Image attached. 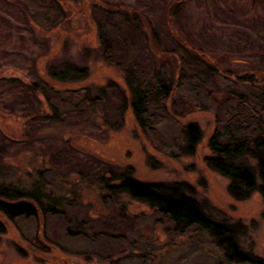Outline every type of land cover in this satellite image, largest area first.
<instances>
[{
  "label": "rangeland",
  "instance_id": "374dc122",
  "mask_svg": "<svg viewBox=\"0 0 264 264\" xmlns=\"http://www.w3.org/2000/svg\"><path fill=\"white\" fill-rule=\"evenodd\" d=\"M32 1L0 0V185L29 192L39 183L41 195L50 198L44 202H55L59 213L14 222L0 217L6 226L0 236V264H232L205 233L196 228L177 233L155 210L127 195H112L106 185H117L124 174L142 184L182 186L208 218L239 227L237 245L243 254L264 260L262 198L253 193L234 200L228 180L205 163L208 140L227 115L212 94L234 86L235 75L264 83V64L259 63L264 62L259 58L264 27L256 26L264 20V0H254L255 5L252 0H229L246 8L237 20L253 22L227 29L213 42L201 37L203 8L192 3L181 10L190 17L199 46L217 42L223 51L211 54L209 62L221 72L205 87L182 77L172 47L165 45L160 52L153 47L154 25L134 10L136 0H108L120 2L119 9L129 17L140 14L151 53L172 68V93L163 106L150 107L142 127L128 106L122 72L103 61L97 46L91 7L106 6L107 0H53L65 15L54 28V16L48 14L54 10L51 0ZM34 4L41 8L38 12ZM213 21L217 31L220 23L228 26L221 19ZM170 30L177 36L175 26ZM236 43L240 51L231 55ZM227 51L229 55L223 54ZM217 56L226 60L215 61ZM64 63L85 68L88 76L72 83L52 79L50 69ZM227 69L228 74L223 72ZM40 82L46 88L36 86ZM85 88L107 89L106 97L90 104L69 94ZM117 90L125 106L115 97ZM188 125L201 133L192 155L184 152Z\"/></svg>",
  "mask_w": 264,
  "mask_h": 264
},
{
  "label": "trees",
  "instance_id": "16d2710c",
  "mask_svg": "<svg viewBox=\"0 0 264 264\" xmlns=\"http://www.w3.org/2000/svg\"><path fill=\"white\" fill-rule=\"evenodd\" d=\"M201 1L202 3L199 0H136L134 10L142 14L150 25H154L151 32L153 47L158 51L165 45L172 47L171 53H176L178 56H174L173 61L176 64L179 61L181 64L182 77L194 78L201 87H205L207 83L214 84L221 72L218 65L210 63L212 60L209 58L214 59L212 53L221 55L223 51L217 47L219 44L217 42L208 46H199L194 37L192 30L194 27L190 23V17L187 15L184 17L181 10L192 3L195 7L203 8L201 37L212 42L221 39L223 36L221 34L225 30L235 29L241 25L237 27L238 30L243 27L242 23L249 24L253 21L237 20L246 8H241L234 1ZM51 3L54 10L48 14L54 16V18L50 17V26L54 28L65 15L55 1L51 0ZM105 4L106 6L94 4L91 7L97 23V46L103 61L122 72L124 88L129 94L128 106L135 120L142 127L145 114L155 105L163 106L172 93L174 83L172 68L167 64L168 61L159 64L151 53L149 40L141 28L143 24L140 14L136 12L129 17L127 12L119 9L120 2L107 0ZM34 6L35 11L41 9L38 4ZM213 18L223 20L228 26L223 28L220 23L221 29L217 31L215 28L217 22L214 23ZM263 23L264 20L257 21L256 26L259 30H262L260 27H264ZM171 25L175 26L178 33L183 32L182 35L178 36V33L177 36L174 35L170 30L174 26L169 28ZM233 35L229 33V36ZM236 35H240L243 39L246 37V34L241 32H237ZM232 48L231 55L240 51L238 44ZM260 51L263 52L259 53V58L264 60V50ZM205 52L210 55L207 57ZM223 54L229 55L230 52ZM220 58L226 60L223 56H217L215 61ZM259 63L264 64L263 61ZM223 72L230 73L228 69ZM50 76L58 82L72 83L85 79L88 72L83 67L64 63L51 68ZM234 79L237 82L234 86L217 88V94H212L213 101L219 105L220 110L225 108L224 112L227 115L221 119L220 128L208 140L210 156L206 157L205 163L210 170L228 180V193L234 200L243 201L253 193H257L264 202V83L254 82L252 77L245 75H235ZM255 83L257 85H254ZM37 85L46 88L41 82ZM94 90L85 88L69 94L71 97L76 95V99H81L85 103L103 101L107 89L99 88L95 90L97 94H94ZM248 90L253 91L252 96L246 94ZM31 91L33 93L35 90ZM115 92V97L121 102L120 105L125 106L122 94L118 90ZM183 135L184 152L192 155L201 140L200 130L196 125H188ZM106 187L112 195H127L130 199L166 217L177 233H183L191 228L205 233L223 252L228 263L264 264V260L248 257L239 250L237 245L240 236L239 227L218 223L208 218L199 204L186 195L180 185L142 184L124 174L117 185L111 187L106 185ZM40 189L39 183H36L29 192L15 188L11 184L0 185V217L7 222H14L19 219H35L43 215H57L58 206L55 202L47 205L44 199L50 200V198L42 196ZM5 229L4 222L0 220V236L4 234Z\"/></svg>",
  "mask_w": 264,
  "mask_h": 264
}]
</instances>
